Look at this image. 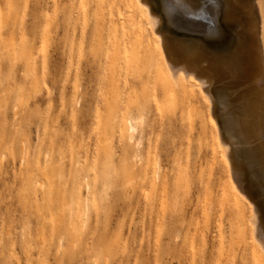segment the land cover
Returning <instances> with one entry per match:
<instances>
[{"label": "rangeland", "instance_id": "rangeland-1", "mask_svg": "<svg viewBox=\"0 0 264 264\" xmlns=\"http://www.w3.org/2000/svg\"><path fill=\"white\" fill-rule=\"evenodd\" d=\"M215 7L181 10L184 38L232 50ZM196 83L171 77L137 0H0V264H264L233 180L263 241L264 198L214 122L259 171L264 102L243 144L227 91L211 109Z\"/></svg>", "mask_w": 264, "mask_h": 264}, {"label": "bare ground", "instance_id": "bare-ground-1", "mask_svg": "<svg viewBox=\"0 0 264 264\" xmlns=\"http://www.w3.org/2000/svg\"><path fill=\"white\" fill-rule=\"evenodd\" d=\"M171 1L187 15L197 11L201 6V0ZM137 2L147 15L148 22L164 50L171 77L176 82H179L181 78L196 80L197 86L203 90L206 100L212 107L211 109H215L217 105L216 88L222 87L227 91L231 99L229 101L230 106L237 105V107H233V110L237 108L238 116H236L237 124L235 126L237 133L242 134L243 144H248L249 141H246V137L248 139L253 137L254 121L259 116L260 107L264 102V91L261 87V81L264 79V5L262 0H255V2L252 0H232V3L225 7V22L235 28L237 36V43L232 50H217L205 46L200 40H187L193 46V51L186 57L171 53L173 37L169 31L161 27L160 19L155 14L157 9L154 2L152 0H137ZM211 9L212 5L209 6L208 10ZM185 20L187 26L190 19L185 18ZM201 25L199 24V26ZM181 60L184 62L181 63ZM218 116L217 114L214 115V122L218 129L220 150L226 158L231 172L237 171L244 166L239 163L240 157L238 158L239 162L237 161L233 143L225 135L221 119ZM131 130L135 131L133 125H131ZM243 163L245 164L244 161ZM233 185L240 197L251 206L253 233L264 251V241L258 236L261 224H259L261 220L257 214V211L259 213L260 211H256L258 204L242 191V187L238 186L234 180Z\"/></svg>", "mask_w": 264, "mask_h": 264}, {"label": "snow or ice", "instance_id": "snow-or-ice-1", "mask_svg": "<svg viewBox=\"0 0 264 264\" xmlns=\"http://www.w3.org/2000/svg\"><path fill=\"white\" fill-rule=\"evenodd\" d=\"M232 0H215L216 7L213 9L224 15L225 7L230 5ZM157 7L156 15L159 17L162 28H168L172 39L171 53L177 56H188L193 51V46L184 38L182 29L185 27V15L179 8H174L169 0H155ZM181 63L184 61L181 60ZM243 179L250 183L257 190V193L264 198V166L259 171L255 169L241 168Z\"/></svg>", "mask_w": 264, "mask_h": 264}]
</instances>
